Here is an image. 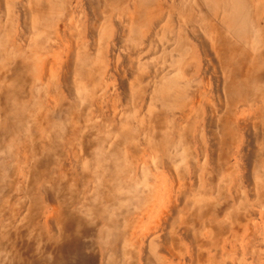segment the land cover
<instances>
[{
	"label": "rangeland",
	"instance_id": "obj_1",
	"mask_svg": "<svg viewBox=\"0 0 264 264\" xmlns=\"http://www.w3.org/2000/svg\"><path fill=\"white\" fill-rule=\"evenodd\" d=\"M15 1L0 0V264H54L58 249L71 248V253L61 255L65 261L75 252V244L80 245L77 257L93 256L92 264H146L147 259L150 264H264V171L253 169L249 175L259 198L248 195L243 177V167L254 166L264 141H255L236 162L230 158L233 181L221 189L225 199L217 195L225 170L217 161L219 151L211 154L205 148L202 156L192 158L183 148L176 158L180 163L172 158L156 171L148 164L150 192L129 193L128 211L107 219L103 208L118 198L124 200L115 180L127 177L128 170L140 174L147 158L138 146L145 111L134 106L126 91L116 90L114 77L108 84L115 87L107 90L100 104L99 93L92 97L91 85L86 84L80 97L84 100L76 106L74 81L71 93L63 92L61 85L59 67L68 53L58 38L60 32L46 26L41 37L34 35L26 18L17 16ZM19 1L25 5V0ZM188 13L176 9L173 16L178 20ZM194 13L195 23L203 28ZM153 58L158 66L166 56L159 53ZM261 65L258 60L254 71ZM240 90L241 96L247 93L246 86ZM209 98L214 106L215 99ZM69 101L74 104L65 105ZM110 110L124 112L122 123L112 119ZM168 137L169 143L175 141L173 135ZM210 138L203 133L200 140L208 145ZM152 144L160 155L164 141L158 136ZM241 144L246 145L243 139ZM175 172L184 175L181 185L171 181ZM144 248L146 252L140 250Z\"/></svg>",
	"mask_w": 264,
	"mask_h": 264
},
{
	"label": "crops",
	"instance_id": "obj_2",
	"mask_svg": "<svg viewBox=\"0 0 264 264\" xmlns=\"http://www.w3.org/2000/svg\"><path fill=\"white\" fill-rule=\"evenodd\" d=\"M45 1H48L50 6L45 3L44 9L40 8L43 0H25V5L24 1L18 0L13 4L17 16L26 18V26L33 31L34 35H42V29L46 26L60 32L58 38L65 47L64 52H67L66 48H68L71 55L76 48L79 51L81 45L91 46L89 63L93 67L91 66L90 71H86L88 67L83 63L88 62L84 61L82 53L79 54L77 51L76 59H72V55L70 57L69 54L68 58L65 54L64 63L59 67L63 74L61 80L63 92L71 93L70 84L74 81L73 91H76L74 97L78 98L76 106H80L81 102L78 101L82 96L81 91L85 89L86 84L91 85L89 91L92 97L97 92L99 93L100 104L107 90L115 87L113 84H108L109 77H114L118 82L116 90L126 91L134 106L138 105L146 114L140 119L142 130L140 132L141 142L138 143L141 153L147 156L145 165L143 163V167H140V174L136 172L134 175L132 170H128L127 177L122 176L121 180H115V189H122L121 197L124 200L118 198L113 204L103 208V211H106V218L112 216L109 211L112 205L118 208L120 216L122 212L128 211L127 203L130 202L126 197L129 193L134 194L137 189L150 192L148 164L155 171L159 166L167 167L170 159L178 160L176 159L178 153L181 150L185 152L183 148L192 158L202 156L205 148L211 154L219 151L217 161L225 170L223 174H220L217 195L225 199L226 195L221 189L226 187V183L233 181L231 177L233 165L230 158L236 162L238 158L247 155L245 152L251 144L260 139L264 141V0ZM24 6L26 10L23 9ZM176 9L180 11L188 9L189 13L182 14L180 19L175 20L173 11ZM192 12L197 16L196 18L204 22L203 28L195 23L197 20L194 19L195 16H192ZM75 17H77L76 20ZM116 19L122 22L115 23ZM128 20L131 23H128ZM130 24L132 28L129 26L131 28L129 33L124 32L126 35L122 39L117 38L115 33L120 32V28L123 31ZM158 35L166 37V40L155 41ZM36 43L42 44L38 40ZM112 45H116V50ZM121 45H123L122 48ZM212 52L213 54L209 56ZM159 53L166 56V59L157 66L153 64V56ZM210 57L213 58L210 59ZM120 59H122L121 63H119ZM72 60L76 64V69L73 71L68 68ZM133 60L137 63H132ZM211 60L216 64L215 66L211 65L213 64ZM258 60L262 62V65L260 71L255 72ZM178 62L182 63L180 69L176 67ZM41 65L44 69L48 66L47 61ZM127 73H131L132 77L127 78ZM35 82V90L38 91V84ZM241 85L246 86L247 91V93L243 92L244 95L242 93L243 96L240 93ZM209 97L215 99L214 106L210 104ZM82 100H84L83 97L80 101ZM157 101H161L162 105H154ZM67 104L71 106L74 102L69 101L65 105ZM153 105L154 110L151 109ZM92 106L101 110L95 103H92ZM123 114V111L117 114L110 110L112 119H116L119 123L123 121ZM200 116H202L205 130L200 126ZM255 120L258 122H254ZM203 133L211 136L208 145L200 140ZM169 134L174 136L175 141L171 143L166 141L169 139ZM158 136L164 141L161 156L158 146L152 144V139ZM239 139H243L246 145H239ZM216 142H218V147ZM126 155L128 156L124 153V160L128 161ZM180 162L178 160V163ZM249 166L244 167L245 188L248 189L250 197L259 198L249 175H252L253 169L264 171V148L260 149V157L254 166ZM190 174L193 178L194 171H190ZM183 178V173L175 172L171 181L181 185ZM125 180H128V183ZM139 186H142L141 189ZM115 189L110 190L112 196H114ZM238 197L235 191L233 198L238 201ZM216 212L218 213L219 209ZM122 240L123 238H120L121 242ZM74 248L78 250L79 247L75 244ZM70 249L66 247L58 249L54 264H92L91 261H95L93 256H88L86 260L79 259L77 251L72 253L71 258L63 261L62 253L67 250L71 253ZM124 249L128 250L129 247H123V251ZM145 249L147 248L140 250L146 252ZM165 250L168 251V249ZM144 260L146 261V257ZM146 264H150L148 259Z\"/></svg>",
	"mask_w": 264,
	"mask_h": 264
},
{
	"label": "bare ground",
	"instance_id": "obj_3",
	"mask_svg": "<svg viewBox=\"0 0 264 264\" xmlns=\"http://www.w3.org/2000/svg\"><path fill=\"white\" fill-rule=\"evenodd\" d=\"M170 1H171V0H170ZM92 2H93V1H92ZM45 3H47L48 6H50V3H49L48 1L46 2L45 0H43V2L41 3V7H40L41 9H44V8H45V7H44V4H45ZM98 3H99V2H97V4H98ZM130 5H131V4H130ZM19 6H20V5H19ZM96 6H97V5H96ZM20 7H21V6H20ZM40 8H39V9H40ZM226 8H227V7H226ZM41 9H40V10H41ZM233 9H234V8H233ZM221 11H222V10H221ZM31 14H32V13H31ZM101 14H102V13H101ZM126 15H127V14H126ZM129 16H130V15H129ZM105 20H106V18H105ZM129 20H130V19H129ZM129 20H128V23L131 21V20H130V21H129ZM114 21H115V23H117V22H118V23L122 22V21H118V19H116V20H114ZM219 21H220V19H219ZM221 21H222V20H221ZM221 21H220V22H221ZM131 22H133V21H131ZM131 22H130V23H131ZM222 22L224 23V21H222ZM92 23H93V22H92ZM92 23H91V24H92ZM93 24H94V23H93ZM93 24H92V25H93ZM100 24H101V23H100ZM100 24H99V25H100ZM122 24H123V23H122ZM226 24H227V23H226ZM226 24H224V25H226ZM227 25H228V24H227ZM129 26L131 27L132 25H131V24L128 25V28H127V27H126V28L124 27L125 29H124L123 31H122L121 28H120V32L118 31V32L115 33L116 37L119 38V39H122V38L124 37V35H126L125 33H126V32L129 33L130 29L132 28V27L130 28ZM96 27H97V25H96ZM98 27H99V26H98ZM227 27H228V26H227ZM98 29H99V28H98ZM98 29H97V30H98ZM100 30H101V29H100ZM198 30H199V29H198ZM66 31H67V30H66ZM70 31H71V30H69V32H70ZM101 31H102V30H101ZM124 32H125V33H124ZM67 33H68V32H67ZM123 33H124V34H123ZM122 34H123V35H122ZM80 35H81V34H80ZM85 35H86V34H85ZM91 35H93V34H91ZM97 36H98V35H97ZM59 37H60V36H59ZM98 37H99V36H98ZM116 37H115V38H116ZM84 38H85V37H84ZM96 38H97V37H96ZM61 39H62V38H61ZM119 39H118V40H119ZM205 40H206V39H205ZM96 41H97V40H96ZM101 41H102V40H101ZM197 41H198V40H197ZM210 41H211V40H210ZM61 42H62V41H61ZM113 43H114V42H113ZM158 43H159V42H158ZM219 43H220V42H219ZM101 44H102V43H101ZM209 44H210V43H209ZM73 45H74V44H73ZM165 45H166V43H165ZM74 46H76V45H74ZM112 46L114 47V49L116 48V45H112ZM208 46H210V45H208ZM67 47H69V46H67ZM122 47H123V45H121V48H122ZM149 47H150V46H149ZM164 47H165V46H164ZM213 47H214V46H213ZM162 48H163V47H162ZM66 49H67V53L69 54L70 52L68 51V48H66ZM164 49H166V48H164ZM64 50H65V47H64ZM115 50H116V49H115ZM126 50H128V48H127ZM206 50H207V48H206ZM77 51H78V49L76 48L74 51L71 52L72 59H73V58L76 59V53H77ZM132 51H133V49H132ZM78 52H79V54L82 53L81 55L83 56L84 61H87V62H88V63H83L84 65H86V67H88V69H87L86 71H90V70H91V66H92V65L89 63V62L91 61V58H90V57H91V56H90V53H91V46H89V45H85V44H84V45H81V49H79ZM116 52H117V51H116ZM207 52H208V51H207ZM127 53H128V52H127ZM136 53H137V52H136ZM136 53H135V54H136ZM215 53H216V51H215ZM233 53H234V52H233ZM211 54H213V52L210 53L209 56H210ZM228 54H229V53H228ZM55 55H56V54H55ZM69 55H70V54H69ZM71 55H70V57H71ZM113 55H114V53H113ZM169 55H170V54H169ZM129 56H130V55H129ZM129 56H128V57H129ZM67 57L69 58L68 55H67ZM215 57H217V56H215ZM149 58H150V57H149ZM205 58H206V57H205ZM212 58H213V57H210V59H212ZM169 59H170V57H169ZM208 59H209V58H208ZM210 59H209V60H210ZM217 59H218V58H217ZM69 60H70V59H69ZM81 60H82V59H81ZM214 60H215V59H214ZM128 61H129V60H128ZM211 62H213V60H211ZM45 63H46V62H45ZM55 63H56V62H55ZM92 63H93V62H92ZM95 63H96V60H95ZM114 63H115V62H114ZM136 63H137V62H136ZM66 64H67V63H66ZM214 64H215V63L213 62V64H211V65L213 66ZM84 65H83V67H84ZM114 65H115V64H114ZM215 65H216V64H215ZM215 65H214V66H215ZM217 66H218V65H217ZM77 67H78V66H77ZM92 67H93V66H92ZM45 68H46V67H45ZM68 68H69L70 70H72V71H73L74 69H76V64L74 63L73 60H72V62H70V63L68 64ZM68 68H67V69H68ZM113 68H114V67H113ZM120 68H121V67H120ZM132 68H134L133 65H132ZM135 68H136V67H135ZM159 68H160V67H159ZM217 68H218V67H217ZM212 69H213V68H212ZM113 70H114V69H113ZM135 70H136V69H135ZM141 70H142V69H141ZM152 70H153V69H152ZM215 70H216V69H215ZM120 71H121V70H120ZM64 72H65V71H64ZM80 72H81V71H80ZM72 73H73V72H72ZM117 73H118V72H117ZM133 73H134V72H133ZM135 73H136V72H135ZM207 73H208V71H207ZM65 74H66V72H65ZM80 74H81V73H80ZM90 74H91V73H90ZM130 74H131V73H130ZM231 74H232V73H231ZM118 75H119V74H118ZM64 76H65V75H64ZM89 76H90V75H89ZM214 76H215V75H214ZM214 76H213V77H214ZM78 77H79V76H78ZM218 77H219V76H218ZM214 78H215V77H214ZM217 79H218V78H217ZM63 80H65V79H63ZM69 80H70V79H69ZM71 80H72V79H71ZM214 80H216V79H214ZM219 80H220V78H219ZM219 80H217V81H219ZM221 80H222V79H221ZM97 81H98V80H97ZM208 82H209V81H208ZM208 82H207V83H208ZM216 83H217V82H216ZM222 83H223V82H222ZM73 84H74V82H73ZM81 84H82V83H81ZM120 85H121V84H120ZM218 85H220V84L218 83ZM221 85H222V84H221ZM126 87H127V85H126ZM207 87H208V86H207ZM219 87H220V86H219ZM216 89H218V88H216ZM77 91H78V89H77ZM162 91H163V90H162ZM216 91L218 92V90H216ZM75 92H76V91H75ZM78 92H80V91H78ZM164 92H165V91H164ZM169 93H170V92H169ZM219 93H220V92H219ZM219 93H217V94H219ZM167 94H168V93H167ZM75 95H76V93H75ZM128 95H129V94H128ZM222 95H223V94H222ZM194 99H196V98H194ZM198 100H200V99H198ZM195 105H196V104H195ZM208 106H209V105H208ZM213 109H214V108H213ZM211 112H212V110H211ZM211 116H212V115H211ZM242 119H243V118H242ZM243 120H244V119H243ZM240 123H241V122H240ZM240 123H239V124H240ZM240 125H241V124H240ZM242 126H244V125L242 124ZM249 129H250V128H249ZM199 130H200V129H199ZM251 130H252V129H251ZM210 131H211V130H210ZM213 132H214V131H213ZM250 134H251V133H250ZM213 136H214V135H213ZM216 137H217V136H216ZM254 137H255V136H253V138H254ZM259 137H260V136H259ZM259 137H258V139H259ZM179 138H180V137H179ZM214 139H215V137H214ZM178 143H179V142H178ZM213 143H214V142H213ZM217 144H218V142H216V146L218 147ZM213 145H214V144H213ZM249 145H250V144H249ZM200 146H201V145H200ZM216 146H215V147H216ZM252 146H254V145H252ZM217 147H216V148H217ZM213 148H214V146H213ZM213 148H211V150H212ZM214 149H215V148H214ZM247 150H248V149H247ZM250 151H251V150H250ZM235 153H236V151H235ZM243 168H244V167H243ZM249 171H250V169H249ZM246 172H247V171H246ZM250 173H251V172H250ZM173 194H174V193H173ZM237 195H238V194H237ZM170 205H171V204H170ZM171 208H172V206H171ZM117 209H118V208H117L115 205H114V206L112 205L111 209L109 210V211H110V215H113V216H119V213H118L119 211H117ZM173 214H174V213H173ZM115 219L118 220L117 217H115ZM116 222H117V221H116ZM163 224H164V223H163ZM163 226H164V225H163ZM153 233H154V232H153ZM114 240H115V239H114ZM118 241L121 242L120 240H118ZM114 242H115V241H114ZM79 244H80V243H79ZM77 245H78V244H77ZM74 246H75V245H74ZM79 246H80V245H79ZM79 246H78V247H79ZM83 246H84V245H83ZM107 247H108V246H107ZM119 247H120V246H119ZM119 247H118V248L116 247V249L119 250ZM68 248H69V247H68ZM68 248H66V249H68ZM165 248H166V247H165ZM75 249H76V248H75ZM113 249H114V248H113ZM120 249L123 250V246H121ZM164 250H165V249H164ZM75 251H76V250H75ZM165 251H166V250H165ZM114 252H115V251H114ZM167 252H168V251H167ZM170 252H171V251H170ZM82 253H83V252H82ZM114 254H115V253H114ZM145 254H146V253H145ZM75 255H76V254H75ZM80 256H81V255H80ZM82 257H83V255H82ZM143 257H144V256H143ZM77 259H78V258H77ZM58 261H59V260H58ZM76 261H77V260H76ZM94 262H95V261H94Z\"/></svg>",
	"mask_w": 264,
	"mask_h": 264
}]
</instances>
